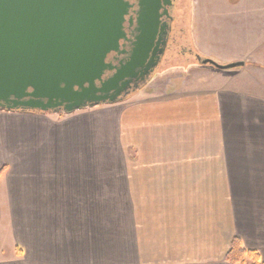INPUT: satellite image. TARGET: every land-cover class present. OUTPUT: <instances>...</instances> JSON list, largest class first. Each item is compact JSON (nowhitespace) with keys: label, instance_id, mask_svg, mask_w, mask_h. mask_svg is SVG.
<instances>
[{"label":"crops","instance_id":"0c3cea01","mask_svg":"<svg viewBox=\"0 0 264 264\" xmlns=\"http://www.w3.org/2000/svg\"><path fill=\"white\" fill-rule=\"evenodd\" d=\"M237 12L223 90L0 110V264L264 262V10Z\"/></svg>","mask_w":264,"mask_h":264},{"label":"water","instance_id":"95a60500","mask_svg":"<svg viewBox=\"0 0 264 264\" xmlns=\"http://www.w3.org/2000/svg\"><path fill=\"white\" fill-rule=\"evenodd\" d=\"M170 5L0 0V110L68 114L125 100L161 62ZM194 57L219 70L244 65Z\"/></svg>","mask_w":264,"mask_h":264},{"label":"rangeland","instance_id":"374dc122","mask_svg":"<svg viewBox=\"0 0 264 264\" xmlns=\"http://www.w3.org/2000/svg\"><path fill=\"white\" fill-rule=\"evenodd\" d=\"M178 1L180 6L176 10V19L177 26L182 30L180 41L195 53H202L219 63L228 62L232 52L239 48L238 43L232 44L236 45L235 47L229 44V41L233 40L232 33L240 34L239 22L237 21V26L233 28L229 22L230 19L241 16L229 17L228 14L242 9L264 10V0ZM194 58L192 53H180L175 58L162 61L143 86L146 88L144 96L158 98L178 95L187 103L192 94L206 95L213 87L223 90L227 77H230L225 76L223 72L228 70H218L208 65L200 66ZM193 64L203 68L194 69L191 67ZM238 76L237 74V78ZM122 103L120 105L124 106L128 102ZM122 163H126V160Z\"/></svg>","mask_w":264,"mask_h":264},{"label":"flooded vegetation","instance_id":"af4514ba","mask_svg":"<svg viewBox=\"0 0 264 264\" xmlns=\"http://www.w3.org/2000/svg\"><path fill=\"white\" fill-rule=\"evenodd\" d=\"M131 3H134L135 0H129ZM180 4L178 0H171V5L168 6V12L169 17H163L162 21H165L167 23V34H166V46L164 54L161 58V62L175 58L179 56V54H188L192 53L194 56V53L192 49L189 47H185L184 43L180 41L182 30L180 27L177 26V19H176V10L179 8ZM114 55L113 53L111 54ZM160 62V63H161Z\"/></svg>","mask_w":264,"mask_h":264},{"label":"trees","instance_id":"16d2710c","mask_svg":"<svg viewBox=\"0 0 264 264\" xmlns=\"http://www.w3.org/2000/svg\"><path fill=\"white\" fill-rule=\"evenodd\" d=\"M225 260L230 264H264L260 259L259 252L245 248L239 237L232 238Z\"/></svg>","mask_w":264,"mask_h":264}]
</instances>
